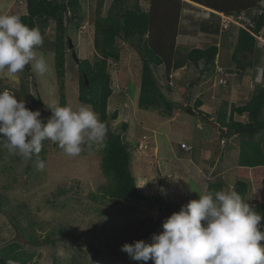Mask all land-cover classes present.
Masks as SVG:
<instances>
[{
  "label": "rangeland",
  "instance_id": "374dc122",
  "mask_svg": "<svg viewBox=\"0 0 264 264\" xmlns=\"http://www.w3.org/2000/svg\"><path fill=\"white\" fill-rule=\"evenodd\" d=\"M81 1L83 18L68 25L69 38L80 59L94 61L98 54L92 18L99 2L104 14L111 0ZM11 2L23 6V14L27 13L26 0H0V14H11L6 11ZM141 3L144 9L151 4L150 0H141ZM18 11L22 10L11 9L12 14ZM243 12L247 20L241 19V22L248 28L253 25L252 15L256 11ZM233 16L236 19L243 15ZM206 24H210V30H203ZM212 25L220 26L218 33ZM240 26L208 9L181 12L175 42L199 48L216 43L219 54L216 66L208 70L202 62L178 69L172 67L173 61L154 67L159 86L175 102L170 113H164V108L139 107L141 55L130 42L117 40L119 60L109 59L108 62L113 91L107 108L109 126L129 142L136 185L149 181L138 189L146 196H153V201L132 198L111 206L105 199L90 197L108 183L101 167L105 146L85 145L78 156L69 157L57 144L46 140L42 142L39 157L33 155L25 159L9 153L0 139V196L5 201L0 209V247L19 239L26 251L33 254L28 264H154L151 259H131L121 246L136 240L151 243L152 235L163 231V221L179 211L188 198L198 199L196 191H206L211 182L223 181V190H235L236 182L243 179L250 184L244 200L254 208L264 206V186L260 183L264 168L241 167L238 157L242 138L233 131L221 132L211 124L216 123L221 109H227L229 117L233 104H244L254 92L264 91V28L256 36V52L246 57L244 62L248 61L249 66L240 76L231 58ZM38 29L44 35V44L36 52L48 62V72L40 76L31 66H26L12 78H0V91L7 90L18 100L23 99L31 110L39 109L46 122L51 115L48 108L60 102V81L53 50L55 22L52 19L38 21ZM148 37L152 43V33ZM65 68L63 85L67 105L75 109L82 104L78 99L79 70L69 46ZM197 100L202 102L199 108L195 107ZM203 114L211 118L205 119ZM234 118L248 120L247 113H235ZM123 123H127L126 130L122 128ZM226 132L229 136H221ZM259 138L264 147V133ZM38 158L46 163L43 171L36 168ZM243 170H248L244 171L246 175ZM152 179L154 181H150ZM18 219L19 225L37 234L39 242L56 241L28 243L18 234ZM61 227L70 231L77 229L83 234L63 238L62 234H55Z\"/></svg>",
  "mask_w": 264,
  "mask_h": 264
},
{
  "label": "trees",
  "instance_id": "16d2710c",
  "mask_svg": "<svg viewBox=\"0 0 264 264\" xmlns=\"http://www.w3.org/2000/svg\"><path fill=\"white\" fill-rule=\"evenodd\" d=\"M210 9L222 12L225 15L238 14L243 11L252 13L253 25L248 28L238 29L237 40L232 54V61L235 62L239 75L249 66L244 62L248 55L255 54L257 49L256 36L264 28V6L263 0H192ZM27 13L19 15L26 25L38 28V21L55 22V40L53 50L55 53V70L60 81V102L59 105H67L64 92V77L66 73V48L68 44V25L83 18L81 0H26ZM150 7L144 9L141 0H111L106 13H101L102 2H99L97 12L93 15L95 37L94 45L98 54L97 59L91 61L87 58L80 59L79 70V93L78 99L82 104L91 105L99 119L105 123L108 129L105 147L102 158V171L105 173L108 183L97 193H91L94 200L105 199L111 206L130 201L132 198L155 200L153 196L144 195L136 187L132 156L129 142L118 131L111 130L108 120V104L113 93L112 76L109 70V59L118 61L120 48L117 45L118 38L130 42L140 53L142 60V73L138 105L142 109H162L164 113H170L175 102L167 97L159 86L154 75V67L162 64H170L173 68L184 67L185 65H199L203 63L205 69H212L216 66L219 46L213 43L207 47H188L178 44L175 39L178 37V26L181 16L182 0H150ZM203 30H210V24H206ZM218 33L220 26H214ZM152 33L154 41L148 40V34ZM177 44L175 48L174 45ZM174 48V49H173ZM168 50V51H167ZM194 85V83H192ZM202 102L196 101L195 107L199 108ZM227 109H221L218 113L216 123L226 131L232 130L239 135L241 140V152L239 154V165L244 169L264 168V147L262 139L264 133V91L254 92L250 100L244 104L231 106L229 117ZM202 113V112H201ZM247 113L248 120H235L234 115ZM117 113L113 114V119ZM201 115V114H199ZM205 119H210L209 114H203ZM126 130L127 123L122 124ZM228 132L221 136H229ZM259 135V136H258ZM261 139V140H260ZM244 171L248 170H243ZM264 172V170H263ZM246 175V174H245ZM260 183L264 186V173ZM249 182L238 180L235 191L245 198ZM225 183L216 180L207 186V190H223ZM192 200L187 199V203ZM186 203V204H187ZM1 204H5L0 196ZM258 212L264 214V206L255 207ZM16 221L18 234L28 243L38 245L39 243L55 242L54 239L39 242L37 234L26 227L19 225ZM264 223V221H262ZM31 226L33 223L30 222ZM62 234L65 237L82 236L80 230L61 227L55 234ZM54 234V235H55ZM25 242V241H24ZM261 243H264L262 241ZM33 258L22 246V241L15 239L0 247V264H28Z\"/></svg>",
  "mask_w": 264,
  "mask_h": 264
},
{
  "label": "clouds",
  "instance_id": "9594fccd",
  "mask_svg": "<svg viewBox=\"0 0 264 264\" xmlns=\"http://www.w3.org/2000/svg\"><path fill=\"white\" fill-rule=\"evenodd\" d=\"M43 44L40 29L30 28L17 14H0V78H12L26 66L45 75L48 62L36 52ZM48 109L51 115L45 122L39 109L31 110L23 99L0 91L3 147L31 159L33 155L39 157L46 140L69 157L78 156L85 145L105 146L107 126L88 105L74 109L56 104ZM45 167V161L38 158L37 170ZM148 182L136 187L143 188ZM196 192L199 198L168 216L162 223L163 231L154 233L151 243L136 240L124 243L121 250L133 260L151 259L154 264H264V214L235 190Z\"/></svg>",
  "mask_w": 264,
  "mask_h": 264
},
{
  "label": "crops",
  "instance_id": "0c3cea01",
  "mask_svg": "<svg viewBox=\"0 0 264 264\" xmlns=\"http://www.w3.org/2000/svg\"><path fill=\"white\" fill-rule=\"evenodd\" d=\"M12 8H14V9H16V10H22L21 12H19V13H17V14H20V13H25L24 11H23V6H19V4L18 3H16V2H11L10 3V5H9V7L7 8V12L8 13H11L12 14V12H11V9ZM182 8H183V10H182V12L185 10V9H198V8H203V9H208L210 12H212V13H222V12H219V11H216V10H214V9H210V8H208V7H206V6H203V5H201V4H199V3H197V2H194V1H192V0H182Z\"/></svg>",
  "mask_w": 264,
  "mask_h": 264
},
{
  "label": "built area",
  "instance_id": "2783aa9c",
  "mask_svg": "<svg viewBox=\"0 0 264 264\" xmlns=\"http://www.w3.org/2000/svg\"><path fill=\"white\" fill-rule=\"evenodd\" d=\"M264 4V1L262 2V5ZM264 6V5H263ZM240 14H242L243 16H237V18L236 19H234L235 18V16H233V15H231V16H228V15H225V14H222V17L224 16V19H226V21H233V22H235L237 25H241L240 27H244V28H246L245 27V22H241V19H246L247 20V18H246V14H245V12H241ZM240 17V18H239ZM243 17V18H242ZM249 21V20H248ZM241 22V23H240ZM228 23H230V22H228ZM184 148H186V149H190L191 148V146H186V145H182Z\"/></svg>",
  "mask_w": 264,
  "mask_h": 264
},
{
  "label": "water",
  "instance_id": "95a60500",
  "mask_svg": "<svg viewBox=\"0 0 264 264\" xmlns=\"http://www.w3.org/2000/svg\"><path fill=\"white\" fill-rule=\"evenodd\" d=\"M68 44H69V48H70L71 51H72V56H73V58L75 59L76 63L79 64V62H80V58H79V56H78V53H77L76 49L74 48V44H73L71 38H68ZM211 124H213L214 126L218 127V128L220 129L221 132H225V131H226V129L221 128V127L219 126L218 123L211 122ZM228 132H232V130H230V131H228Z\"/></svg>",
  "mask_w": 264,
  "mask_h": 264
}]
</instances>
